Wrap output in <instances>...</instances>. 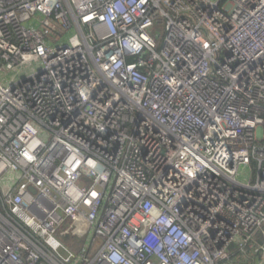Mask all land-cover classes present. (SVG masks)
Wrapping results in <instances>:
<instances>
[{
	"label": "built area",
	"instance_id": "built-area-1",
	"mask_svg": "<svg viewBox=\"0 0 264 264\" xmlns=\"http://www.w3.org/2000/svg\"><path fill=\"white\" fill-rule=\"evenodd\" d=\"M263 228L264 0H0V264H264Z\"/></svg>",
	"mask_w": 264,
	"mask_h": 264
},
{
	"label": "trees",
	"instance_id": "trees-1",
	"mask_svg": "<svg viewBox=\"0 0 264 264\" xmlns=\"http://www.w3.org/2000/svg\"><path fill=\"white\" fill-rule=\"evenodd\" d=\"M264 231V228H263ZM258 231L254 234L253 240L254 243H257L258 245H264V232ZM231 261L228 264H257L260 259L262 258V252L260 253H254L253 250L248 251V256L243 255L239 251V247L234 245L231 248ZM250 256V257H249Z\"/></svg>",
	"mask_w": 264,
	"mask_h": 264
}]
</instances>
